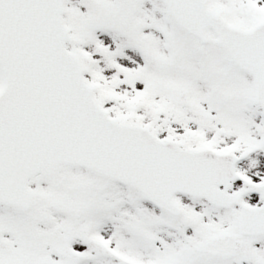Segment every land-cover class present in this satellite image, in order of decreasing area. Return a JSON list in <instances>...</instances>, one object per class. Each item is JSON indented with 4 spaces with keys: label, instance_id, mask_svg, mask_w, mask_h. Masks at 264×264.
I'll return each instance as SVG.
<instances>
[{
    "label": "snow or ice",
    "instance_id": "1",
    "mask_svg": "<svg viewBox=\"0 0 264 264\" xmlns=\"http://www.w3.org/2000/svg\"><path fill=\"white\" fill-rule=\"evenodd\" d=\"M0 264H264V0H0Z\"/></svg>",
    "mask_w": 264,
    "mask_h": 264
}]
</instances>
